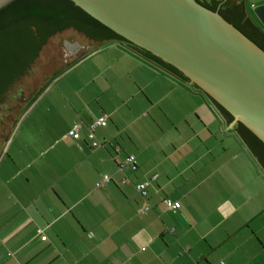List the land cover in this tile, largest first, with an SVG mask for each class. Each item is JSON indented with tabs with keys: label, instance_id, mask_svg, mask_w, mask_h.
Instances as JSON below:
<instances>
[{
	"label": "crops",
	"instance_id": "obj_1",
	"mask_svg": "<svg viewBox=\"0 0 264 264\" xmlns=\"http://www.w3.org/2000/svg\"><path fill=\"white\" fill-rule=\"evenodd\" d=\"M13 124L0 154V264H264V169L236 124L120 42L57 72ZM130 154L138 167L120 170Z\"/></svg>",
	"mask_w": 264,
	"mask_h": 264
},
{
	"label": "water",
	"instance_id": "obj_2",
	"mask_svg": "<svg viewBox=\"0 0 264 264\" xmlns=\"http://www.w3.org/2000/svg\"><path fill=\"white\" fill-rule=\"evenodd\" d=\"M253 12L264 26V4ZM67 33L149 50L264 141V49L199 0H0V102Z\"/></svg>",
	"mask_w": 264,
	"mask_h": 264
},
{
	"label": "trees",
	"instance_id": "obj_3",
	"mask_svg": "<svg viewBox=\"0 0 264 264\" xmlns=\"http://www.w3.org/2000/svg\"><path fill=\"white\" fill-rule=\"evenodd\" d=\"M199 2L212 10L219 11L229 22L234 24L237 28H239L242 32H244L248 37H250L253 41H255L264 49V26L261 25V23L257 19L256 15L253 12V9H251V14L246 10L244 0H199ZM117 41L132 50L133 52H135L136 54H139L140 56L148 59L149 61L163 68L164 70L176 75L177 77H180L183 81H185L195 89H198L203 92V90L200 89L196 84H190L189 78L185 76L178 68L164 61L162 58L153 54L149 50L137 46L125 37H122ZM32 66L9 88V90L5 93L4 97L2 98L0 105L4 103L5 97L11 90V88L28 74ZM56 75L57 72L53 74L50 78H48L46 83L38 90L36 94L32 96V98L36 95H39L54 79ZM203 93L205 94V92ZM30 100L26 103L23 108L30 104ZM216 104L224 118L227 119L229 123L232 122L234 119L233 115L219 103L216 102ZM23 108L21 109V111L23 110ZM236 130L240 138L243 140V142L246 144V146L252 153V155L256 158L261 167L264 169V141L261 140L254 132H252L246 125L241 122H238L236 124Z\"/></svg>",
	"mask_w": 264,
	"mask_h": 264
},
{
	"label": "rangeland",
	"instance_id": "obj_4",
	"mask_svg": "<svg viewBox=\"0 0 264 264\" xmlns=\"http://www.w3.org/2000/svg\"><path fill=\"white\" fill-rule=\"evenodd\" d=\"M252 3L257 4L253 5ZM247 4L248 8L253 9L254 6L264 4V2L247 0ZM67 42H78L83 46V50L78 54L72 53L67 47ZM96 43L88 41L76 33L62 35L53 41L40 55L28 74L11 88L5 97L4 103L0 105V154L4 150L7 136L12 130L15 119L32 96L38 92L48 78L66 68L78 56L93 48Z\"/></svg>",
	"mask_w": 264,
	"mask_h": 264
},
{
	"label": "built area",
	"instance_id": "obj_5",
	"mask_svg": "<svg viewBox=\"0 0 264 264\" xmlns=\"http://www.w3.org/2000/svg\"><path fill=\"white\" fill-rule=\"evenodd\" d=\"M104 120H105V117L102 116L89 125L88 137L91 140V145L93 147H96L100 144V142L96 139L95 130H96V126L103 123ZM79 129H80V124L77 123L68 131V135L76 139L80 138L81 133ZM127 167H130L133 170H135L138 167V161L134 154L128 155L123 162L119 163L120 170H125ZM104 179L108 180L109 176L105 175ZM149 184H150L149 180L143 181L137 184V189L140 192V194H142L143 196L147 195V192H148L147 188ZM166 205L169 208H179L181 206V203L179 201L166 200Z\"/></svg>",
	"mask_w": 264,
	"mask_h": 264
},
{
	"label": "flooded vegetation",
	"instance_id": "obj_6",
	"mask_svg": "<svg viewBox=\"0 0 264 264\" xmlns=\"http://www.w3.org/2000/svg\"><path fill=\"white\" fill-rule=\"evenodd\" d=\"M67 47L69 48L70 52L75 54H78L79 52L81 53V51L83 50V46L78 42H74V43L67 42Z\"/></svg>",
	"mask_w": 264,
	"mask_h": 264
}]
</instances>
